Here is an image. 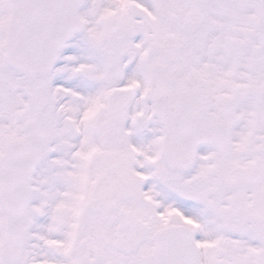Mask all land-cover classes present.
<instances>
[{
	"label": "snow or ice",
	"instance_id": "1",
	"mask_svg": "<svg viewBox=\"0 0 264 264\" xmlns=\"http://www.w3.org/2000/svg\"><path fill=\"white\" fill-rule=\"evenodd\" d=\"M0 264H264V0H0Z\"/></svg>",
	"mask_w": 264,
	"mask_h": 264
}]
</instances>
